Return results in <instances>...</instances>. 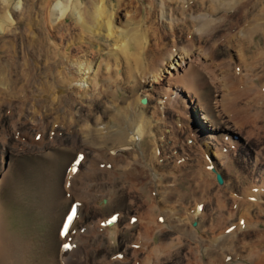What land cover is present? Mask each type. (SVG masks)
<instances>
[{"label": "bare ground", "instance_id": "1", "mask_svg": "<svg viewBox=\"0 0 264 264\" xmlns=\"http://www.w3.org/2000/svg\"><path fill=\"white\" fill-rule=\"evenodd\" d=\"M263 225L264 0H0V264H264Z\"/></svg>", "mask_w": 264, "mask_h": 264}, {"label": "rangeland", "instance_id": "2", "mask_svg": "<svg viewBox=\"0 0 264 264\" xmlns=\"http://www.w3.org/2000/svg\"><path fill=\"white\" fill-rule=\"evenodd\" d=\"M85 2H87L88 0H84ZM119 1V4H123L124 2H132V6H133V4H135V5H140V4H142L143 3V1L144 0H105V6L107 7V8H109V9H111V6L113 5V4H117V2ZM113 2V4H111ZM108 3V4H107ZM149 8H144L143 10H142V14H141V16H140V18L139 19H142V21H140V25H141V27H143V29H148L149 27H151V25L150 26H144V22H150V21H153V20H155L154 22V24L152 25V29L150 30V31H156V33L157 34H159V35H161L162 37L164 36V32L165 31H163V30H161V27L159 26V21H158V19H155V17H153V16H151V15H148L149 14ZM150 11H153V10H150ZM236 14V13H235ZM139 16V15H138ZM147 16H149L148 17V19H147ZM152 17V18H151ZM154 18V19H153ZM139 19H133L130 23H127V25L126 26H124L123 28H120V29H122V31H124V33H125V31H129V29L131 30L132 28L134 29V27H135V25H136V22L139 24ZM141 22H143V23H141ZM158 23V24H157ZM125 24V22L122 24V25H124ZM143 25V26H142ZM15 26H17L16 24H15ZM131 26V27H130ZM156 26V27H155ZM74 28V25H73V27H71V29H73ZM157 28V29H156ZM75 29V28H74ZM154 29H156V30H154ZM159 31V32H158ZM105 31H103L102 32V36L101 35H95L94 37H93V40H92V43H93V41H94V46H95V48L96 49H103L104 50V48H107V46H108V48H112V47H114V40L113 39H111V41H110V39L109 40H107L106 38H105ZM127 33H125V35H126ZM94 38H95V40H94ZM100 38V39H99ZM106 40H105V39ZM148 38V35H144V38H143V40L144 39H147ZM216 39H218V38H216ZM98 40V41H97ZM220 40H222V39H219L218 41H220ZM123 43V42H122ZM100 44V45H99ZM103 44V45H102ZM124 50L122 49V55H123V57H124ZM122 61H126L125 60V57H124V60L122 59ZM209 81V78L207 77L206 78V88L205 89H207V91L209 92H211L213 95H212V100H213V102L215 101V98H214V93H215V90L213 89V87L211 86V84L208 82ZM162 87H165V85L163 84L162 85ZM214 90V91H213ZM162 95H164L163 94V92H161V94H158V93H154V99H157V98H159L160 96H162ZM212 102V103H213ZM213 111V110H212ZM199 114V113H198ZM204 114V112H202V113H200L199 115H198V117H196V120H194L193 121V123H194V125H193V127L195 128V129H197V128H199V125H204L205 127H210V122H208L207 120H205L204 119V116L205 115H203ZM206 117V116H205ZM198 133L200 134V136L201 137H203V138H205L209 133L208 132H206V131H203V132H199L198 131ZM218 135H217V133L216 132H214V135H213V139H215L216 137H217ZM37 138H38V136H37ZM39 139V138H38ZM7 160H10V158H8ZM5 162H7V161H5ZM3 163V161H1V164ZM68 196V195H67ZM11 208L12 209V211H11V209H10V213L12 214H10V216H9V221H10V224H13V226H12V228H14V229H17L18 228V223L16 222L17 221V213L15 214L13 211H17L16 210V208L18 209V207L16 206V207H13L12 208V206L11 205H8V208ZM15 208V209H14ZM104 209V208H103ZM101 211H106V210H101ZM115 214V213H118L117 212V210H111L110 212H108V215L107 216H110V215H112V214ZM13 217V218H12ZM261 217H263V214L261 215ZM62 220V219H61ZM61 220L59 221V223L57 224V226H56V233H58V230H59V228H60V225H61ZM14 221V222H13ZM17 225V226H16ZM16 227V228H15ZM263 228H264V225L262 226ZM44 230V229H43ZM48 230V228H45V230L44 231H47ZM230 230H231V228H230ZM186 263V261H184L182 264H185ZM229 264H233V262H230Z\"/></svg>", "mask_w": 264, "mask_h": 264}, {"label": "water", "instance_id": "3", "mask_svg": "<svg viewBox=\"0 0 264 264\" xmlns=\"http://www.w3.org/2000/svg\"><path fill=\"white\" fill-rule=\"evenodd\" d=\"M143 103H146V101L145 100H143L142 101ZM218 182L220 183V184H222L223 183V179H222V177L220 176V175H218Z\"/></svg>", "mask_w": 264, "mask_h": 264}, {"label": "snow or ice", "instance_id": "4", "mask_svg": "<svg viewBox=\"0 0 264 264\" xmlns=\"http://www.w3.org/2000/svg\"><path fill=\"white\" fill-rule=\"evenodd\" d=\"M71 219H72V217H71V216H69V221H71ZM66 227H67V225H66ZM65 247H67V245H65Z\"/></svg>", "mask_w": 264, "mask_h": 264}]
</instances>
